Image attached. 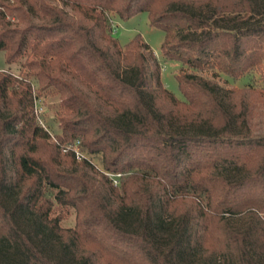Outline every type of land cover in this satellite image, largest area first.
<instances>
[{"label": "trees", "instance_id": "1", "mask_svg": "<svg viewBox=\"0 0 264 264\" xmlns=\"http://www.w3.org/2000/svg\"><path fill=\"white\" fill-rule=\"evenodd\" d=\"M0 51V264H264V0H0Z\"/></svg>", "mask_w": 264, "mask_h": 264}, {"label": "rangeland", "instance_id": "2", "mask_svg": "<svg viewBox=\"0 0 264 264\" xmlns=\"http://www.w3.org/2000/svg\"><path fill=\"white\" fill-rule=\"evenodd\" d=\"M111 27L113 35L117 38L118 42L121 45H123L136 33H139L141 37L150 45L157 58L160 60L162 84L175 96H177L178 98H183V95L177 86V81L175 78V73L180 69L181 63L178 60L163 58L160 50L163 31L149 24L147 13L145 11L138 12L137 14L127 19L112 18ZM21 59H19V61H16L15 63L8 65L5 62L3 51H0V70L8 68L12 73L18 74L20 69L19 63L21 62ZM245 83V78H241L233 82V84L237 86H241ZM41 99L37 100L36 103L37 118L43 125H47L51 130V133L53 134L54 131H57L58 129L57 123L54 121V111L57 105V97L45 96V98L42 99L43 103ZM254 121L255 127H261L264 129V118L258 119V117H256L254 118ZM51 137L53 139V136ZM81 148L85 152L87 151V149H85L84 147L81 146ZM91 157L96 166H98L99 168H103L99 154H93V156ZM73 222L74 214L70 213V215H68L67 218L62 221V224L73 225Z\"/></svg>", "mask_w": 264, "mask_h": 264}, {"label": "built area", "instance_id": "3", "mask_svg": "<svg viewBox=\"0 0 264 264\" xmlns=\"http://www.w3.org/2000/svg\"><path fill=\"white\" fill-rule=\"evenodd\" d=\"M71 148L73 149L74 154H75V156L77 158H79V159L85 158V159L91 161L92 163H94L93 160H92V157H91V156H93V153H89L87 151L85 152L84 150H82L81 145H80L78 140L74 141V143L71 145ZM94 165L96 166L95 163H94ZM96 167L99 168L98 166H96ZM99 169L104 171V173H106L111 178L113 184H117L118 183L120 173L106 171L105 169H103L101 167Z\"/></svg>", "mask_w": 264, "mask_h": 264}]
</instances>
